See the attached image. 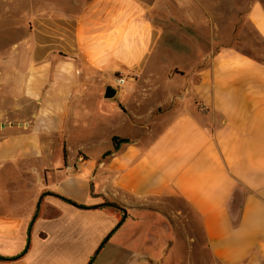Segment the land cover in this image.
I'll return each mask as SVG.
<instances>
[{"label":"crops","instance_id":"1","mask_svg":"<svg viewBox=\"0 0 264 264\" xmlns=\"http://www.w3.org/2000/svg\"><path fill=\"white\" fill-rule=\"evenodd\" d=\"M56 2L32 14L47 45L24 86L34 109L0 122V264H87L99 247L91 264H171L132 233L140 207L171 199L198 219L208 264H264V61L221 47L159 73L161 51L185 47L156 33L157 0ZM247 18L264 43V2ZM58 21L72 25L62 48ZM92 74L104 90L125 78L115 103L82 98ZM22 179L23 199L7 190Z\"/></svg>","mask_w":264,"mask_h":264},{"label":"rangeland","instance_id":"2","mask_svg":"<svg viewBox=\"0 0 264 264\" xmlns=\"http://www.w3.org/2000/svg\"><path fill=\"white\" fill-rule=\"evenodd\" d=\"M50 1L0 0V122L2 123L27 121L34 109V103L26 96L24 86L29 67L39 62V59H34L35 53L38 56L42 55L47 45L45 29L34 27L32 14L38 12L44 17ZM157 1L159 6H155L156 8L152 10L156 33L178 40L177 47H185L181 56L169 50L161 51L160 63L156 66L159 73L163 65H185L194 59L196 53L209 52L221 47H234L264 61V43L247 18V11L256 0ZM53 2L54 6H59L56 0ZM144 2L151 4L154 0H144ZM54 31L56 34H62V37L53 36V46L62 48L65 39L72 43L70 22L61 25L58 21ZM88 80L94 86L87 87L82 98L105 99L103 97L105 83L100 77L92 74ZM97 85H100L99 91L95 87ZM120 92L121 90L107 101L115 103L120 97ZM25 182L26 179H22L20 186L7 185V190L14 193L21 192L20 196L23 199L27 197V189L23 186ZM1 185L5 186V183ZM164 206L165 208L143 206L133 215L138 218L137 223L141 224L140 228L132 230V233L137 232L142 235V244H145L148 254L144 258L152 263L169 261L172 262L171 264H208L210 256L198 219L180 200H168ZM114 211L122 218L121 210Z\"/></svg>","mask_w":264,"mask_h":264},{"label":"water","instance_id":"3","mask_svg":"<svg viewBox=\"0 0 264 264\" xmlns=\"http://www.w3.org/2000/svg\"><path fill=\"white\" fill-rule=\"evenodd\" d=\"M116 94V89L112 86V85H107L105 87V90H104V94H103V97L106 98V99H109V98H112L114 97ZM46 193H42L39 198H38V201L36 203V206H35V211H34V214H33V217H32V220L36 217L37 213H38V209H39V205H40V202L43 198V196L45 195ZM48 194V193H47ZM51 194V193H50ZM67 202H69L71 205L75 206V207H78V208H84V209H91V208H96V207H99L101 205H104V204H107L109 205L110 202H104V203H101V204H96V205H93V206H83V205H79L77 203H74L70 200H67L65 199ZM117 209H120L122 212H123V216L121 218V221H123V219L126 217V210L124 208H121L120 206H117Z\"/></svg>","mask_w":264,"mask_h":264},{"label":"trees","instance_id":"4","mask_svg":"<svg viewBox=\"0 0 264 264\" xmlns=\"http://www.w3.org/2000/svg\"><path fill=\"white\" fill-rule=\"evenodd\" d=\"M112 142H113L114 147H117L120 143L127 142V139L119 138V137L114 136V137H112ZM105 201L107 202V200H105ZM117 206L118 205L116 203L110 202L109 205H107V204L101 205V208H108V209H111V210H117ZM102 244L100 246H102ZM99 248L95 251V253L90 258V260L88 261L87 264H91L92 263V261L95 258V255L97 254V251L99 250ZM3 259H5V258L0 256V260H3Z\"/></svg>","mask_w":264,"mask_h":264},{"label":"built area","instance_id":"5","mask_svg":"<svg viewBox=\"0 0 264 264\" xmlns=\"http://www.w3.org/2000/svg\"><path fill=\"white\" fill-rule=\"evenodd\" d=\"M124 83H125V78L124 77H122V76H116L115 77V81H114V83H113V87L115 88V89H119V88H121L123 85H124Z\"/></svg>","mask_w":264,"mask_h":264}]
</instances>
